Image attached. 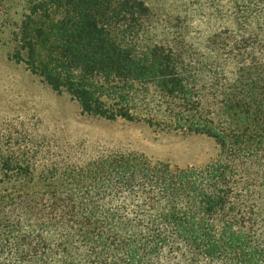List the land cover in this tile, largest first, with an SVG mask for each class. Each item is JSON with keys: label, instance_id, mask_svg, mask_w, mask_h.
Listing matches in <instances>:
<instances>
[{"label": "trees", "instance_id": "obj_1", "mask_svg": "<svg viewBox=\"0 0 264 264\" xmlns=\"http://www.w3.org/2000/svg\"><path fill=\"white\" fill-rule=\"evenodd\" d=\"M234 3L228 77L159 40L147 0L33 2L16 61L105 120L152 125L138 110L154 90L170 115L158 124L206 135L221 154L203 167L137 152L72 164L44 144L17 156L0 142V264H264V0ZM203 76L216 111L203 109Z\"/></svg>", "mask_w": 264, "mask_h": 264}, {"label": "rangeland", "instance_id": "obj_2", "mask_svg": "<svg viewBox=\"0 0 264 264\" xmlns=\"http://www.w3.org/2000/svg\"><path fill=\"white\" fill-rule=\"evenodd\" d=\"M34 1L0 0V142L4 152L31 156L28 146L44 144L49 147L48 156L72 164L111 152H137L179 168L203 167L220 157L214 139L157 123L170 120V115L154 90L138 110L142 117L155 118L152 125L105 120L83 114L68 93L54 91L24 61H16L15 32ZM237 1L147 0L153 13L150 27L159 40L183 41L185 58L203 72L213 68L234 77L238 52L233 18L234 12L242 13ZM201 84L204 111H216L204 76ZM171 108L182 110V103Z\"/></svg>", "mask_w": 264, "mask_h": 264}]
</instances>
